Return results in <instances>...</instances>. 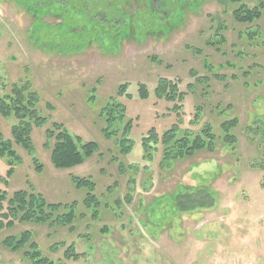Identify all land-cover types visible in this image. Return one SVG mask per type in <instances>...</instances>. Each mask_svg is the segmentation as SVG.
Returning a JSON list of instances; mask_svg holds the SVG:
<instances>
[{
  "label": "rangeland",
  "instance_id": "rangeland-1",
  "mask_svg": "<svg viewBox=\"0 0 264 264\" xmlns=\"http://www.w3.org/2000/svg\"><path fill=\"white\" fill-rule=\"evenodd\" d=\"M162 2L168 0H0V99L16 86L37 101L26 117L30 149L12 140L17 117L0 115V135L14 153L0 157V190L76 203L77 215L70 226L4 228L0 264H28V248L13 253L2 245L25 231L43 257L61 264H264V9L259 20L239 24L216 0ZM159 80L177 85L181 114L155 96ZM110 97L133 121L128 154L101 132L98 112ZM37 117L45 123L34 125ZM229 121H237L233 148L219 140ZM54 123L98 150L79 166L55 169L46 138ZM173 125L178 136L208 125L217 142L212 151L161 165V143L148 145L155 151L142 139L151 129L160 138ZM72 177L94 184L95 216ZM198 190L212 206L179 211L178 197L192 199ZM69 247L78 260H65Z\"/></svg>",
  "mask_w": 264,
  "mask_h": 264
},
{
  "label": "trees",
  "instance_id": "trees-1",
  "mask_svg": "<svg viewBox=\"0 0 264 264\" xmlns=\"http://www.w3.org/2000/svg\"><path fill=\"white\" fill-rule=\"evenodd\" d=\"M159 1V0H157ZM217 2L228 5L232 10L234 22L239 24H251L257 21L262 16L264 2L258 7L250 9L243 4L244 0H216ZM172 0L162 2V6L170 5ZM160 6V5H159ZM152 9V8H151ZM262 9V10H260ZM154 15L158 12L152 9ZM104 23V22H99ZM99 23L96 24L99 28ZM222 42V39L218 43ZM192 85H188L189 88ZM19 89L14 86L11 96L0 99V115L9 117L15 115L18 119V124L13 125L10 130L12 140L18 144H22L26 149H30V128L32 125L26 121L27 115H35L33 112L36 102L34 100L36 94L30 92L29 89ZM123 87L119 88V92ZM138 97L140 100L147 99L146 89L138 86ZM154 94L157 98H162L168 103H173L174 107L171 111L178 115L181 110L180 102L183 96L178 93L176 84H171L169 81L159 80ZM178 105V106H177ZM32 109V110H31ZM27 113V114H26ZM197 114H195L196 116ZM194 116V117H195ZM98 117L103 121L101 132L107 140L114 142L116 149L121 154H128L132 150L133 142L129 139V132L132 128V119H127L125 105L118 102L116 98L110 97L106 103L100 108ZM196 118V117H195ZM46 120L37 117L35 119L36 126L45 123ZM237 121L223 122L220 125L221 140L225 146L233 148L236 145V137L233 135L234 127ZM205 128V129H204ZM200 133L192 136V134H182L177 125H173L169 130L165 131L159 138L154 129L148 131L147 135L142 139V145L147 149L156 151V148H148V145H157L161 143L162 162L175 161L182 158L191 157L198 151H212L217 137L214 135L210 126L205 125ZM47 140H52L53 145L50 148V160L55 169L68 170L83 164L87 159L91 158L98 150L96 143L83 142L79 137L71 135L62 125L52 124L51 128L46 131ZM48 144V142H47ZM235 144V145H234ZM11 156L14 153L11 150L10 142H6L0 135V157ZM39 168V167H38ZM78 188H85L86 195L83 199V206L91 216H95L96 208L100 205L99 200L93 195L94 184L89 179L71 178ZM183 193L177 199V207L179 211H189L197 208H208L212 206V198L207 191L198 190L192 195ZM190 203V207L184 205L186 200ZM201 199L202 202L197 200ZM64 210L66 213L55 215L58 210ZM76 203L67 206L47 204L44 199L33 192L17 191L10 197L6 192L0 190V232L4 228H11L15 223L20 224H58L62 226H70L77 217L75 213ZM54 216V217H53ZM82 216V215H80ZM73 230V227L70 228ZM32 234L30 231L22 232L18 237H6L2 241V245L11 250L13 253L20 252L25 248L27 251L22 252V258L28 264H55L56 262L43 257L38 251L36 243H31ZM69 247L64 252L65 260L76 261L80 258L77 254H71ZM61 264V263H56Z\"/></svg>",
  "mask_w": 264,
  "mask_h": 264
}]
</instances>
